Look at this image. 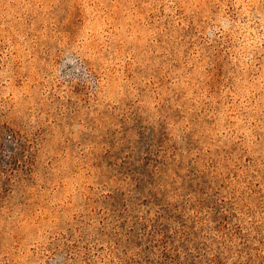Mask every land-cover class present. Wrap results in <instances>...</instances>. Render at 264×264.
Instances as JSON below:
<instances>
[{
  "label": "rangeland",
  "instance_id": "374dc122",
  "mask_svg": "<svg viewBox=\"0 0 264 264\" xmlns=\"http://www.w3.org/2000/svg\"><path fill=\"white\" fill-rule=\"evenodd\" d=\"M0 264H264V0H0Z\"/></svg>",
  "mask_w": 264,
  "mask_h": 264
}]
</instances>
